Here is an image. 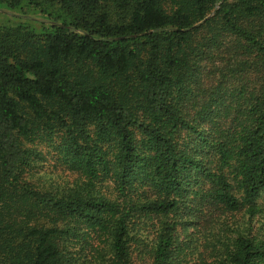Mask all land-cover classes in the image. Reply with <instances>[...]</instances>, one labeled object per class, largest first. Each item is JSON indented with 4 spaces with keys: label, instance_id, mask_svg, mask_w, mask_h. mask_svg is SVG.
<instances>
[{
    "label": "trees",
    "instance_id": "1",
    "mask_svg": "<svg viewBox=\"0 0 264 264\" xmlns=\"http://www.w3.org/2000/svg\"><path fill=\"white\" fill-rule=\"evenodd\" d=\"M0 9V264H264V0Z\"/></svg>",
    "mask_w": 264,
    "mask_h": 264
},
{
    "label": "rangeland",
    "instance_id": "2",
    "mask_svg": "<svg viewBox=\"0 0 264 264\" xmlns=\"http://www.w3.org/2000/svg\"><path fill=\"white\" fill-rule=\"evenodd\" d=\"M26 17H20L19 14H12L4 12L0 9V25H16L19 23H30V25L35 26L38 28L39 24L45 21V18L41 17L38 14L32 15V12L27 14ZM22 18V19H21ZM45 151V149H43ZM40 169L38 174L34 176V181L40 183L41 185L48 186L51 182L56 184H66L71 183V181L74 178V175L68 172H63L61 169H57L52 162L50 161V158L48 157L45 159V161L39 163ZM259 228V227H258Z\"/></svg>",
    "mask_w": 264,
    "mask_h": 264
}]
</instances>
